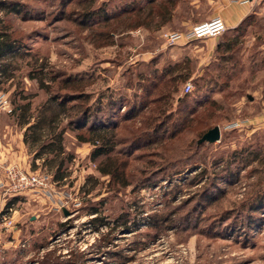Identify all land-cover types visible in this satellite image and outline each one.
Instances as JSON below:
<instances>
[{"label":"rangeland","instance_id":"obj_1","mask_svg":"<svg viewBox=\"0 0 264 264\" xmlns=\"http://www.w3.org/2000/svg\"><path fill=\"white\" fill-rule=\"evenodd\" d=\"M189 3L0 0V30L20 47L0 61V264H264V0H241L247 20L209 54L207 39L162 40L188 28L165 22ZM63 96L62 126L99 99L117 103L113 151L93 160L76 139L86 130H67L74 159L54 182L15 108L35 116ZM215 126L220 140L198 145ZM10 169L48 176L54 197L3 193Z\"/></svg>","mask_w":264,"mask_h":264},{"label":"trees","instance_id":"obj_2","mask_svg":"<svg viewBox=\"0 0 264 264\" xmlns=\"http://www.w3.org/2000/svg\"><path fill=\"white\" fill-rule=\"evenodd\" d=\"M99 13L100 9L92 10L86 12L83 16L94 18ZM247 18L248 17L245 16L239 24L232 29H239L242 27ZM226 30L230 29L226 26ZM221 47V44L216 43L214 48L216 53H219ZM19 49L20 47L17 45V42L12 41L4 31L0 30V61L8 55H14L15 51ZM0 68H2L0 70V75L7 74L8 65L3 64ZM66 99H68V97L65 96L61 99H56L55 97L48 98L46 102L40 106L35 116L29 114V104L16 106L15 108V111L18 113V124L24 129L23 143L28 149H31L30 152L33 154L34 160H41L45 157L44 166L52 173L54 182H61L68 176L67 166L74 159V156L66 151L64 145L63 137L67 130H86L87 136H85V134H78L76 139L81 143H90L93 146L94 149L91 152V159L93 160L100 156L110 155L113 151L112 145H110V142L106 140L105 137L106 134L115 127L110 110L113 109L117 103L115 101H107L105 105H102L99 99L97 103L87 106L78 116L74 119H69L68 123L62 126L65 105L68 101ZM79 99L90 100L88 95L85 94L81 95ZM103 113H106L109 117L107 116L106 119H103ZM125 115V117H128L129 113ZM207 131L208 129L205 133ZM101 173L103 175L110 174L108 171H102ZM263 202V198L261 197L260 205H262ZM92 213L96 215L97 210H93ZM95 222H97L96 218L91 220V223ZM74 256L73 261H66L65 264H77L78 256Z\"/></svg>","mask_w":264,"mask_h":264},{"label":"built area","instance_id":"obj_3","mask_svg":"<svg viewBox=\"0 0 264 264\" xmlns=\"http://www.w3.org/2000/svg\"><path fill=\"white\" fill-rule=\"evenodd\" d=\"M226 30V24L224 20L217 16L213 19L194 25L188 30H185L182 33L177 32H166L162 35V40L166 45L176 44L178 41H191V40H203L209 38H216L220 36ZM192 91V86L186 84L183 93L188 94ZM264 122V119L262 120ZM240 127L238 124H230L228 128L230 130L238 129ZM6 190L3 193H8L13 196L12 198L17 197L18 195L23 194L24 192H41V195L46 196L47 198L54 197V190L52 189V183L48 176H41L39 174H29L22 172L18 169H10L7 172L5 178ZM2 193V192H1ZM8 195V196H9ZM66 203L62 200L60 209L65 206ZM11 216L4 215L3 222L6 225L10 226L12 224Z\"/></svg>","mask_w":264,"mask_h":264},{"label":"crops","instance_id":"obj_4","mask_svg":"<svg viewBox=\"0 0 264 264\" xmlns=\"http://www.w3.org/2000/svg\"><path fill=\"white\" fill-rule=\"evenodd\" d=\"M186 1V0H182ZM190 3L186 9L182 10L176 17L173 15L166 24L186 25L188 29L196 24L203 23L213 19L214 17H221L228 29H232L248 14L249 4H240L241 0L237 2H230L229 0H188ZM250 1V0H247ZM184 15L183 17H180ZM176 19V20H174ZM207 48L208 54L213 51L216 46V38H209Z\"/></svg>","mask_w":264,"mask_h":264},{"label":"water","instance_id":"obj_5","mask_svg":"<svg viewBox=\"0 0 264 264\" xmlns=\"http://www.w3.org/2000/svg\"><path fill=\"white\" fill-rule=\"evenodd\" d=\"M220 140V128L218 126H215L214 128L208 130L206 133H204L201 138L197 141V144H214ZM63 215L67 217L69 213L66 210H63Z\"/></svg>","mask_w":264,"mask_h":264}]
</instances>
